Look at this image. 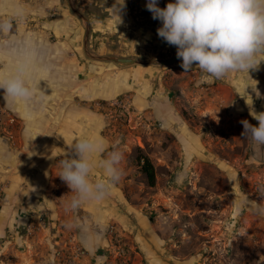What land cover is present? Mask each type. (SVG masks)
Returning a JSON list of instances; mask_svg holds the SVG:
<instances>
[{"label":"rangeland","instance_id":"rangeland-1","mask_svg":"<svg viewBox=\"0 0 264 264\" xmlns=\"http://www.w3.org/2000/svg\"><path fill=\"white\" fill-rule=\"evenodd\" d=\"M72 3L90 23L93 55L176 56L158 37L161 22L147 0ZM17 8L23 20L0 33V74L16 72L9 52L27 44L36 60L25 64V79L36 93L5 106L0 90V264H264V216L250 204L238 210L264 187V151L253 158L240 123L258 125L247 103L264 111V62L249 74L202 81L199 69L184 73L180 59L98 61L86 53V22L69 0H0V17ZM22 103L32 118L15 111ZM83 137L119 148L123 176L104 200L81 207L84 231L68 230L70 189L57 163ZM144 155L154 187L138 164Z\"/></svg>","mask_w":264,"mask_h":264},{"label":"clouds","instance_id":"clouds-1","mask_svg":"<svg viewBox=\"0 0 264 264\" xmlns=\"http://www.w3.org/2000/svg\"><path fill=\"white\" fill-rule=\"evenodd\" d=\"M117 3L123 5L124 0ZM146 8L152 19L161 22L158 37L176 47L184 73L196 68L202 81L218 80L233 72L249 74L264 62V0H174L164 8L158 6V0H147ZM14 18L22 21L23 10L17 8L12 17L0 18V33L12 31ZM0 90L5 106L29 101L36 93V88L26 82L24 64H19L14 74H0ZM247 105L258 125L241 120V136L250 141L255 158L264 151V111L257 112L253 103ZM123 158L119 148L109 150L102 139L92 137L78 138L64 151L57 163V176L70 189L64 195L68 197L64 202L66 229L85 230L77 213L85 204L100 202L110 194L122 179ZM97 169L101 175L94 179ZM259 193L258 201H242L238 210L250 204L256 214L264 216V187Z\"/></svg>","mask_w":264,"mask_h":264},{"label":"water","instance_id":"water-1","mask_svg":"<svg viewBox=\"0 0 264 264\" xmlns=\"http://www.w3.org/2000/svg\"><path fill=\"white\" fill-rule=\"evenodd\" d=\"M70 6L72 8V10L79 16L81 17L85 22H86V37H85V50L86 53L89 57H91L92 59L98 60V61H114L116 63H120V64H161V65H170L174 62H176L177 60H179L177 58V56H174L173 58L166 60V61H139L136 59H129V58H124V57H107V56H96L93 55L91 52H89L88 48H87V43H88V36L90 33V23L88 21V19L86 18V16L81 13L72 3V0H69Z\"/></svg>","mask_w":264,"mask_h":264},{"label":"crops","instance_id":"crops-1","mask_svg":"<svg viewBox=\"0 0 264 264\" xmlns=\"http://www.w3.org/2000/svg\"><path fill=\"white\" fill-rule=\"evenodd\" d=\"M26 43V42H25ZM18 44H20L19 42H18ZM29 48V46L27 45V44H24V48L22 49V50H20V51H17L16 50V48H15V46H13L12 47V50H11V52H9V53H11L13 56L11 57L12 58V62L13 63H19V64H32V63H34L35 62V60H36V58H34V55H35V52H33L32 50H29L28 49ZM16 55H18L17 56V58H16ZM40 70H43V69H41L40 68ZM8 71V70H7ZM8 74H14V73H10L9 71H8ZM25 74L27 75V76H29V77H31V71L30 70H28V69H26L25 70ZM4 101V99H3V97H2V102ZM3 103H5V101L3 102ZM9 106V105H8ZM21 106L22 107H17V108H15V111H20L21 112V114H22V116H24L25 118H27V119H29V118H32L31 117V115L29 114V111H28V109H27V107H26V104L25 103H22L21 104ZM21 108V109H20ZM20 109V110H19ZM41 164V163H40ZM35 188H36V184H34L33 186H32V192L34 193L35 191ZM7 211V209H5V212ZM4 212V213H5Z\"/></svg>","mask_w":264,"mask_h":264},{"label":"trees","instance_id":"trees-1","mask_svg":"<svg viewBox=\"0 0 264 264\" xmlns=\"http://www.w3.org/2000/svg\"><path fill=\"white\" fill-rule=\"evenodd\" d=\"M138 164L142 173L145 174L149 186L154 187L156 185V171L155 167L148 156L138 157Z\"/></svg>","mask_w":264,"mask_h":264},{"label":"built area","instance_id":"built-area-1","mask_svg":"<svg viewBox=\"0 0 264 264\" xmlns=\"http://www.w3.org/2000/svg\"><path fill=\"white\" fill-rule=\"evenodd\" d=\"M2 18V17H0ZM2 114H5V113H2ZM7 118L9 119L10 122H14L15 121V118L10 116L9 114H7Z\"/></svg>","mask_w":264,"mask_h":264},{"label":"bare ground","instance_id":"bare-ground-1","mask_svg":"<svg viewBox=\"0 0 264 264\" xmlns=\"http://www.w3.org/2000/svg\"><path fill=\"white\" fill-rule=\"evenodd\" d=\"M173 2H174V1H173ZM119 83H120V82H119ZM121 86H122V85H121ZM102 91H103V90H102ZM111 91H112V90H111ZM110 96H113V95L111 94ZM21 107H22V106H21ZM20 109H21V108H20ZM20 109H19V110H20ZM89 239H90V238H88V240H89Z\"/></svg>","mask_w":264,"mask_h":264}]
</instances>
